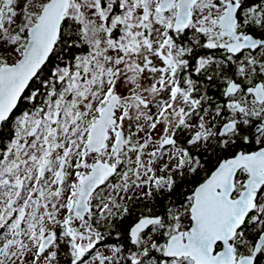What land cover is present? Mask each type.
<instances>
[{
	"label": "snow or ice",
	"instance_id": "snow-or-ice-1",
	"mask_svg": "<svg viewBox=\"0 0 264 264\" xmlns=\"http://www.w3.org/2000/svg\"><path fill=\"white\" fill-rule=\"evenodd\" d=\"M0 264H264V0H0Z\"/></svg>",
	"mask_w": 264,
	"mask_h": 264
},
{
	"label": "flooded vegetation",
	"instance_id": "flooded-vegetation-1",
	"mask_svg": "<svg viewBox=\"0 0 264 264\" xmlns=\"http://www.w3.org/2000/svg\"><path fill=\"white\" fill-rule=\"evenodd\" d=\"M216 91H217V89L215 88V86H213L212 87L211 94H215ZM186 187L190 188L191 185H186ZM184 194L185 193L181 192L179 195L175 196L174 199H176L177 201H180L182 199V197H183ZM161 203L167 204L168 201L166 199H163V200L158 201L157 202L158 210H159V205ZM138 210L139 209H137V211ZM132 219H135V214L133 215V218ZM128 223H131V220H129ZM123 239H124V237H123V235H121L120 240L123 241ZM112 243H117V239H116V236L115 235H113L112 237H110L108 241H105L102 246H99L100 247V250L106 252L107 249H108V247H110Z\"/></svg>",
	"mask_w": 264,
	"mask_h": 264
}]
</instances>
